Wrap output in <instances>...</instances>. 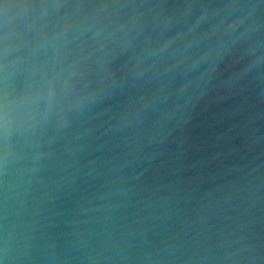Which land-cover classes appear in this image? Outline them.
<instances>
[{
	"label": "water",
	"instance_id": "95a60500",
	"mask_svg": "<svg viewBox=\"0 0 264 264\" xmlns=\"http://www.w3.org/2000/svg\"><path fill=\"white\" fill-rule=\"evenodd\" d=\"M28 86L0 264H264V0H0Z\"/></svg>",
	"mask_w": 264,
	"mask_h": 264
},
{
	"label": "clouds",
	"instance_id": "9594fccd",
	"mask_svg": "<svg viewBox=\"0 0 264 264\" xmlns=\"http://www.w3.org/2000/svg\"><path fill=\"white\" fill-rule=\"evenodd\" d=\"M9 7L5 5V10ZM38 91L32 86L13 93L6 88L0 90V135L6 137L16 127L34 119L37 114L34 105L39 99Z\"/></svg>",
	"mask_w": 264,
	"mask_h": 264
}]
</instances>
